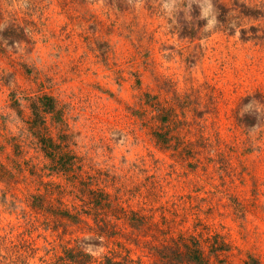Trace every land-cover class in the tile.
<instances>
[{
  "label": "rangeland",
  "instance_id": "rangeland-1",
  "mask_svg": "<svg viewBox=\"0 0 264 264\" xmlns=\"http://www.w3.org/2000/svg\"><path fill=\"white\" fill-rule=\"evenodd\" d=\"M212 4L205 31L204 0H0V264L67 247L161 264L191 236L264 264V0ZM86 187L121 233L100 234Z\"/></svg>",
  "mask_w": 264,
  "mask_h": 264
},
{
  "label": "trees",
  "instance_id": "trees-1",
  "mask_svg": "<svg viewBox=\"0 0 264 264\" xmlns=\"http://www.w3.org/2000/svg\"><path fill=\"white\" fill-rule=\"evenodd\" d=\"M35 108V107H34ZM34 109V113L35 110ZM39 116L38 111H36V117ZM37 123V122H36ZM42 142V147L45 150L50 149L52 152L47 153L46 155L52 157L56 161V167L60 166L62 168H65V165H67V161L64 160L61 156L58 155V149L57 145L54 144L52 139H46L45 137H42L40 139ZM48 148V149H47ZM63 156V155H62ZM83 192L88 191L89 193L92 194L93 199L91 200L93 204V209L96 211V208L98 209H103L106 212H95V219L97 221V224L100 229V234L101 235H114V234H119L120 230H117L115 228L116 224L112 222L110 218H108V212L107 208L110 207L112 209V200L110 198V194L105 192L104 190H96L92 188H83ZM42 196V195H38ZM36 203V202H35ZM39 204V206L43 205L41 203H36ZM106 208V209H105ZM53 213L55 215L59 216V219H64L68 218L70 220H79V217L77 216L78 212L75 213H70L68 208H63L61 211L60 209H54ZM119 213L113 212V215L117 219H126L130 220L129 224L132 225V227H135V223L133 220H138L137 218L133 217H124L122 216L125 213V209L119 205L118 209ZM115 213V214H114ZM134 213V212H133ZM103 214V215H102ZM100 216V217H99ZM62 221V220H59ZM132 221V223H131ZM118 226V225H117ZM179 247H168L165 246L163 249H160L156 252L160 253V256L162 259L165 261L164 263L161 264H218L215 263V261H211V254L215 251V249H212L209 252H206V250L203 248L201 242L199 239L196 237L191 236L187 241H184L183 243V249ZM168 248V249H167ZM126 253L120 254L117 253L116 251H112L109 254H104L100 259H95L88 253H84L81 250L72 248V247H67L64 249L62 254H59L56 259L57 264H142L140 259H133L130 257L129 251L126 250ZM216 258H218L219 254H215ZM222 259H218V262H221ZM244 264H260V262L253 258L250 257L249 260L245 261Z\"/></svg>",
  "mask_w": 264,
  "mask_h": 264
},
{
  "label": "clouds",
  "instance_id": "clouds-1",
  "mask_svg": "<svg viewBox=\"0 0 264 264\" xmlns=\"http://www.w3.org/2000/svg\"><path fill=\"white\" fill-rule=\"evenodd\" d=\"M144 0H135L136 6H142ZM20 6L28 7V0H19ZM129 3H132V0H129ZM206 7L201 8V18L207 20V24L205 25V31H211L216 24L218 23L215 14H214V7L212 4V0H204ZM177 4V0H162V8L165 12L171 13ZM7 27L6 23H0V32H2ZM6 43V42H5ZM244 113L241 112V115ZM94 246H89L86 251L93 255H99L102 249H98L96 252H93Z\"/></svg>",
  "mask_w": 264,
  "mask_h": 264
}]
</instances>
